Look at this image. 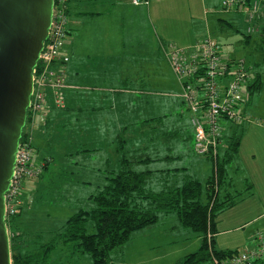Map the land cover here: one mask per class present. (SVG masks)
I'll return each mask as SVG.
<instances>
[{
	"label": "crops",
	"instance_id": "crops-1",
	"mask_svg": "<svg viewBox=\"0 0 264 264\" xmlns=\"http://www.w3.org/2000/svg\"><path fill=\"white\" fill-rule=\"evenodd\" d=\"M258 1L253 26L264 42V0ZM242 21L247 31L250 21L246 16L221 11L220 0H150L148 5H134L130 0H68L67 36L61 57L54 64L64 71L63 104L56 106L53 90L46 91L47 117L33 131V146L35 152L44 153L36 159L48 162L37 179L26 182V191L38 190L44 172H57L67 182V188L79 192L85 205L106 183L110 171L120 165L117 135L126 127L154 123L165 130L158 132L157 126H150L143 146L144 162L138 163L144 164V170L153 171L151 187L152 183L156 190L179 185L188 177L205 184L214 173L212 161L193 151V128L180 98L181 85L167 64L162 46H187L211 34V27L226 32V27L236 28ZM63 56L68 57L66 62H62ZM158 86L165 91H153ZM155 94L161 98H154ZM184 116L189 122L191 141L178 149L177 135ZM250 123L225 125L226 136L238 135L239 143L224 165L219 196L230 205L215 220L213 248L218 251L233 253L253 247L255 233L264 230V166L251 167L240 152L244 136L256 129ZM151 132L161 140L176 136L170 153L159 151ZM225 143L228 142L221 143V154ZM126 144V153L136 149ZM255 155L249 153V157ZM187 230L191 232L187 239L195 237L199 247L201 237ZM72 247L73 252L84 254L76 244Z\"/></svg>",
	"mask_w": 264,
	"mask_h": 264
},
{
	"label": "built area",
	"instance_id": "built-area-1",
	"mask_svg": "<svg viewBox=\"0 0 264 264\" xmlns=\"http://www.w3.org/2000/svg\"><path fill=\"white\" fill-rule=\"evenodd\" d=\"M130 1L134 5H148L150 0ZM220 10L244 14L250 21L247 32L255 30L253 20L258 14V0H220ZM67 20L68 0H53L47 38L32 70V90L23 137L19 139L13 171L4 192L6 223L23 206L21 194L24 184L38 178L46 167V159H36L33 131L45 123L48 112L46 91L49 88L53 90L55 105L60 107L63 104L64 71L56 69L54 64L61 57L67 36ZM162 52L181 85L180 98L193 128V151L209 158L216 171L225 125H240L249 120L245 112L248 103L246 87L256 77L254 64L244 58L225 57L220 44L210 33L187 46L163 45ZM67 60V56L62 57V62ZM212 236V232L207 233L211 255L208 264H247L264 256L262 230L255 233L253 247L235 251L220 260L210 244Z\"/></svg>",
	"mask_w": 264,
	"mask_h": 264
},
{
	"label": "trees",
	"instance_id": "trees-1",
	"mask_svg": "<svg viewBox=\"0 0 264 264\" xmlns=\"http://www.w3.org/2000/svg\"><path fill=\"white\" fill-rule=\"evenodd\" d=\"M260 86L261 74L256 70L255 79L246 87L247 102ZM22 137L23 130L20 139ZM223 140L228 142L225 143L224 153L220 152L217 169L205 184L197 178L188 177L179 185L155 190L149 183L153 171L133 168L135 164L144 162V157L127 156L124 150L126 140L122 134H118L116 141L120 165L110 171L106 183L90 196L92 205L80 208L69 216L57 230L54 239L40 245L39 254H21L17 245L20 236L16 231L13 232L10 236L12 264H44L58 245L69 243L76 244L81 252L86 253L91 264H111L135 231L153 226L162 216L171 212L180 226L201 237L196 250L173 264H207L211 256L207 233H214L216 218L230 205L220 199L219 193L224 180V165L236 153L239 137L223 136ZM21 212L22 208L12 218ZM88 221L92 222L91 232L88 231ZM210 244L213 246V236ZM213 252L218 257L232 253L231 250L218 251L214 248ZM247 264H264V259L258 258Z\"/></svg>",
	"mask_w": 264,
	"mask_h": 264
},
{
	"label": "rangeland",
	"instance_id": "rangeland-1",
	"mask_svg": "<svg viewBox=\"0 0 264 264\" xmlns=\"http://www.w3.org/2000/svg\"><path fill=\"white\" fill-rule=\"evenodd\" d=\"M210 30L211 35L220 43L221 52L225 57L235 59L244 58L246 61L254 64L255 69L261 74V86L251 94L250 100L245 107L246 115L251 122L250 125H253V128L255 127L256 129H252L250 134L244 136L240 146V152L241 155L245 157V161L250 163L251 167L256 168L258 164L264 166L263 39L258 32L253 31L248 33L246 31L245 21L237 24L236 28L229 29L226 27V29H224L226 32H221L220 29L215 27H211ZM164 89L165 88L158 86L153 91H165ZM153 96H155L154 98L156 99L161 98V95L155 94ZM185 117L186 116H184L182 120V130L177 135L178 140H181L180 142L177 140L178 149L183 147L182 144L184 142L188 143V141H191V139H189L191 130L189 122ZM247 122L248 120L243 122L244 126H247ZM150 126H157L155 128L158 132L159 130H165L164 126L161 124L158 127V125L154 123L143 126H132L133 129L126 127L124 132L119 133L125 138V142L127 143L126 147L136 148L132 153L128 152L127 156L144 157L143 146L144 142L148 141L147 131L150 129ZM232 126L237 127V125ZM257 128L260 130H257ZM128 129L130 130L128 131ZM238 131L240 132V130ZM227 133L228 128H225L223 130L224 136H226ZM150 134L155 136L154 143L160 148L159 151L170 153L173 149L176 136L172 135L169 139L166 138L165 140H161L158 134L152 132ZM184 134L188 135L185 136V139H182L184 138ZM168 146L171 148L167 149L166 147ZM155 148L156 153H158L157 147ZM250 151L256 154L255 157H249ZM35 154L36 156H40L44 153L40 150L38 153L35 152ZM133 168L136 170H144V164H136ZM42 176L44 177L39 179V181H41V186L37 191L33 190L29 193L26 191L28 183L24 184V191L21 194L23 200L22 212L11 222L9 220L7 221L9 238L15 231L20 236L17 245H19L21 254L30 252L37 254L40 245L54 239L57 230L69 216L78 211L81 207H90L92 205L91 201L84 205L85 202L83 198H80L79 192H77L75 188H67L65 186L67 182H64L65 179L63 180L62 176L57 172H44ZM152 186V188H154L155 184L152 183ZM242 215H244V212ZM87 227L89 232L93 231L91 221H88ZM251 227H253V225L248 228ZM189 232L190 231L187 229L185 230L179 226L173 212L168 213L166 216H162L153 226L135 231L131 238L122 246L119 251L120 255L116 257L111 264H173L179 257L181 258L183 255L197 249L199 244L198 240L195 237H189L187 239ZM72 245L73 244H69L68 247H61L58 245L51 254H49L48 260L44 264H90V257L85 253L82 255L79 252H73ZM68 249L70 251H68ZM224 257L225 256H217V258H219L218 260ZM262 259H264V256Z\"/></svg>",
	"mask_w": 264,
	"mask_h": 264
},
{
	"label": "water",
	"instance_id": "water-1",
	"mask_svg": "<svg viewBox=\"0 0 264 264\" xmlns=\"http://www.w3.org/2000/svg\"><path fill=\"white\" fill-rule=\"evenodd\" d=\"M53 0H0V264H11L4 192L26 122L35 67Z\"/></svg>",
	"mask_w": 264,
	"mask_h": 264
}]
</instances>
